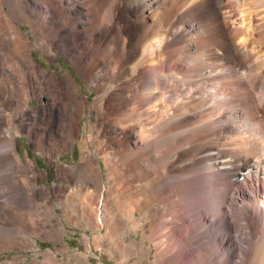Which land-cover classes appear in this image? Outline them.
<instances>
[{
	"label": "bare ground",
	"instance_id": "6f19581e",
	"mask_svg": "<svg viewBox=\"0 0 264 264\" xmlns=\"http://www.w3.org/2000/svg\"><path fill=\"white\" fill-rule=\"evenodd\" d=\"M250 1L0 0V87L54 88L51 106L53 115L60 109L63 134L84 95L70 76L41 71L31 56L35 44L54 60L65 55L94 81L108 97L109 116L124 109L128 125L151 103V134L134 148L151 152L155 264H264V0ZM3 121L9 114L0 105V251L62 232L55 195L38 185L45 173L19 156L15 132ZM136 125L128 126L130 151ZM88 196L94 199L95 189ZM99 215L97 227L107 221ZM45 253V262L29 264H56L55 254Z\"/></svg>",
	"mask_w": 264,
	"mask_h": 264
},
{
	"label": "rangeland",
	"instance_id": "374dc122",
	"mask_svg": "<svg viewBox=\"0 0 264 264\" xmlns=\"http://www.w3.org/2000/svg\"><path fill=\"white\" fill-rule=\"evenodd\" d=\"M257 1L251 0L250 2L255 3ZM21 29L28 35L30 41H35L34 37L28 33L29 25L23 24ZM31 56L43 73H54L59 80L67 78V76L73 78L82 90L84 98L75 102L76 105L72 109L74 112L70 117L68 116V126L70 127L66 126L68 136H65L67 134H63L61 127H59V121L62 119L58 114L60 109L57 110V115H53L52 111V98L55 97L54 88L51 87L48 90L46 87L45 89L39 87L40 89H35V91L34 88L30 90L27 86L19 85L18 89L21 90L12 91L0 87V105L4 108L5 113L9 114V122L3 121V124L5 127L10 126L14 130L19 156L23 158L24 155H28L31 160L37 163L39 170L45 173V177L38 180V185L51 188L55 195L56 215L58 219L60 217V229H62V232L57 231L55 233V230L52 231L55 235L52 233L45 234L42 231L44 234L40 233L41 236H33L35 240L33 245L24 243L21 246L0 251V263L18 261L22 264H29L35 259L45 262L47 257L45 252L52 251L55 254L56 264H86V261L87 264H151L152 262L155 264L157 249L151 241V225L157 216H152L153 213L151 212L155 207V205H151V152L147 150V153L145 151L141 152L142 154H137L134 148V141L140 139L141 135L146 137L151 134V108L148 107H151V103L147 104V107H141V116H134L136 119L132 120L134 123L130 122L127 125L124 109L122 112L109 116L110 114L107 112L110 111L107 106L108 97L101 98V91L95 86L94 81L85 79L84 74L76 69L68 57L59 53L54 60L46 53L41 52L36 44L31 49ZM8 71L9 68L7 67V73L14 79L15 75L11 70ZM41 90L47 95L44 94L43 97L39 98L37 93ZM12 93L14 96L16 95L15 98ZM23 96L27 98L25 99ZM40 109L41 111H38ZM116 109H121V105L116 106ZM18 110L22 112L21 117L20 115L17 116ZM36 113L39 116V121H41L37 122H39L40 127L42 126V129L39 127L34 132L33 138V136H29L30 128L36 125V121L27 120V117L29 114L37 115ZM131 124H137L136 133L131 138V142H133L131 143L132 151L129 150V147L126 148V141L131 136L129 129ZM140 157L145 158L144 161L147 162L143 163ZM83 159H86L88 163ZM83 162L84 165L81 164ZM92 162H94L95 170L90 168ZM81 167L90 169L87 168L83 175L84 172L79 171ZM136 170L138 172L135 174ZM92 174L94 175L93 178L97 177L98 181L94 178L95 180L91 182ZM84 177L85 180H83ZM86 178H90L89 182ZM91 189H95L97 200L88 196ZM79 197L80 200H78ZM82 197L88 201H84L81 199ZM66 198L67 200L72 198L75 203L72 199L66 201ZM90 199L94 201L91 202ZM261 200L264 206V196L261 197ZM63 201L66 202L63 203ZM88 202L94 206L93 209H98L88 208ZM94 202L98 204L95 206ZM84 203L86 206H83ZM87 209H89L88 212H85ZM71 210L73 211L71 212ZM98 210L97 213H102L103 220H107L104 221L103 225L100 223V227H97L99 224L97 218L100 215L97 214V217L95 213ZM77 211L81 214L79 215ZM91 212L93 213L91 214ZM67 214L72 223L69 219L67 220ZM91 217H93L94 222H92ZM90 222L93 224L91 225ZM83 259L86 261L84 262Z\"/></svg>",
	"mask_w": 264,
	"mask_h": 264
},
{
	"label": "crops",
	"instance_id": "0c3cea01",
	"mask_svg": "<svg viewBox=\"0 0 264 264\" xmlns=\"http://www.w3.org/2000/svg\"><path fill=\"white\" fill-rule=\"evenodd\" d=\"M31 117V118H30ZM37 117V118H36ZM35 118V119H34ZM29 119H32L33 121H39V119H38V115L36 116V115H29L28 117H27V120H29ZM28 138H29V136H28ZM33 138H34V136H33ZM106 156H108V155H106Z\"/></svg>",
	"mask_w": 264,
	"mask_h": 264
}]
</instances>
